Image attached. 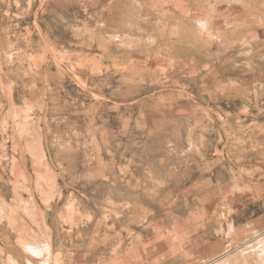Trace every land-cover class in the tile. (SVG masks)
Listing matches in <instances>:
<instances>
[{
    "label": "rangeland",
    "instance_id": "obj_1",
    "mask_svg": "<svg viewBox=\"0 0 264 264\" xmlns=\"http://www.w3.org/2000/svg\"><path fill=\"white\" fill-rule=\"evenodd\" d=\"M0 264H264V0H0Z\"/></svg>",
    "mask_w": 264,
    "mask_h": 264
}]
</instances>
